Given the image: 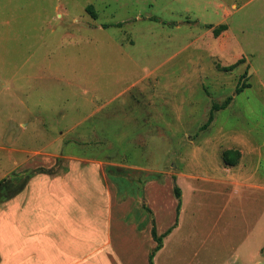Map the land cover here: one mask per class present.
I'll return each mask as SVG.
<instances>
[{
    "label": "rangeland",
    "instance_id": "1",
    "mask_svg": "<svg viewBox=\"0 0 264 264\" xmlns=\"http://www.w3.org/2000/svg\"><path fill=\"white\" fill-rule=\"evenodd\" d=\"M220 25L227 29L214 37ZM254 149L264 177V0H0V182L12 197L31 173L44 172L28 190L38 192L44 176L88 168L79 173L92 188L87 206L100 200L99 183L111 185L129 208L108 230L119 256L102 264H148L152 226L161 235L176 221L154 264H264V194L239 187L225 201L219 185L203 181L224 176V151L253 157ZM253 167L231 170L239 180ZM95 173L106 179L95 183ZM178 174L191 190L177 217ZM76 211L87 229L95 217L108 223L106 210ZM45 212L23 209L36 225H24V243L45 250L50 240L51 264H95L64 250L79 242L82 224L52 220L49 228ZM112 246L104 241V256ZM24 252L23 264L45 261Z\"/></svg>",
    "mask_w": 264,
    "mask_h": 264
},
{
    "label": "crops",
    "instance_id": "2",
    "mask_svg": "<svg viewBox=\"0 0 264 264\" xmlns=\"http://www.w3.org/2000/svg\"><path fill=\"white\" fill-rule=\"evenodd\" d=\"M247 149V148H246ZM248 150V149H247ZM240 152V162L234 166V167H226L222 163L223 167V177H216L212 178L211 176H207L203 180L202 177L195 176L193 173V176L190 175L188 178L194 181L200 182L201 179L207 183L214 182L217 185L220 186L219 194L225 201H229L233 199L235 196L233 195H239V187L247 188V189H254L258 190L261 193L264 194V177L262 174L258 173L257 169L260 164V156L257 158L258 154H255L256 149L249 150V153L253 154L251 156L253 157H246V151L245 153L243 151ZM246 157V158H245ZM250 160L248 163H244L243 159ZM253 160V162H251ZM254 165L253 175H247L244 178H240L239 180L236 179V175L232 174L231 169H238L240 172L244 170L247 167H250L251 165ZM76 170L77 172H73ZM88 171V168H73V166L70 168V171L64 172L60 176H44V180H42V188L37 191L29 192L31 187L34 185L35 179L40 176L37 174V176H34L30 181L27 183V186L25 187V190L21 192V194H17L9 199H6L2 202H0V264H23V254L24 251L32 250L34 253H38L40 257L45 260L42 264H51L50 262V249L52 252L54 251L55 245L49 241L45 243L46 249L40 250V249H34L31 248V246L35 247V244L33 242H25L23 240V233H24V225H28V228L30 230H33L35 228V224L30 223L29 221H26L23 214V209L25 208H45L46 209V220L48 221V227L51 226V221L54 220L55 223L62 224L64 222L71 221L73 224H82L78 225L83 231H79L78 233H75L74 235H79L78 243H67L65 244L64 250L65 253L68 255V258L70 260H74L75 258H80V253L84 252V259L90 258L94 259L93 261L95 264H97L98 259H100V263H104V260L108 262V257H111V254L115 251L119 256L118 247L119 244H115V240L112 241L111 239V233L108 232V230L111 228L112 221L115 220L118 223L119 218V211L120 209L122 211L125 210V208H129V204L126 201L119 202L118 197L115 196L113 193L114 191L110 189L112 188L111 185H108L105 183L106 187L99 183L100 180H105L106 177L103 173H95L94 177L96 179L95 183L98 181L102 194L100 195L101 198L99 201L95 203H91L90 206L85 205L84 199L87 197H84L85 194H87L92 188L90 187V184L82 183V173L84 171ZM94 172V170H93ZM180 175H176V178H174V183L177 185V187L180 189L181 196H180V210L178 216H180L181 211L184 210L186 201L188 200L187 192H190L187 187V190H183L180 188ZM183 176V175H181ZM258 177L257 182H254V177ZM46 179V180H45ZM78 181V182H77ZM151 185V181H148ZM95 183L93 185H95ZM46 189V192L44 193V190ZM29 190V191H28ZM42 190V192H41ZM194 193L196 192L193 191ZM38 193V198H30V196H34ZM90 196V195H88ZM264 196V195H263ZM41 197L42 200H46L47 204L46 206H40L39 202L41 203ZM39 199V202L35 205V201ZM176 199V198H175ZM150 204V210L154 211V202L152 200H148ZM104 205L105 208H102ZM177 205V201H176ZM99 206L98 213L96 211V208ZM237 206L239 208V214L243 213V215L246 214V208L243 206L240 202H237ZM243 206V208H241ZM261 206V205H260ZM70 208H75L77 211L76 213L78 216L81 215L82 211H88V209H95L96 213L94 215L101 214L102 210H106V212L103 211L102 218H106L108 220L107 225H103V222L98 221L100 218H93L95 221L90 220V226L89 229H87V221H77L74 220L71 217ZM176 209V206H175ZM151 211V212H152ZM36 218V217H35ZM101 218V219H102ZM106 227L107 233L103 232V228ZM50 228V227H49ZM91 228V231H90ZM171 234V233H169ZM169 236V235H167ZM166 236V237H167ZM165 237V238H166ZM164 238V239H165ZM117 239V238H116ZM104 241L106 242V246L109 243L110 245H113L111 247V253L104 256L103 254V246ZM116 248H113L115 247ZM113 248V249H112ZM163 248V246H162ZM161 248V249H162ZM32 254V253H31ZM69 260V261H70ZM75 261V260H74ZM75 264V263H71ZM107 264V263H106Z\"/></svg>",
    "mask_w": 264,
    "mask_h": 264
},
{
    "label": "trees",
    "instance_id": "3",
    "mask_svg": "<svg viewBox=\"0 0 264 264\" xmlns=\"http://www.w3.org/2000/svg\"><path fill=\"white\" fill-rule=\"evenodd\" d=\"M86 11L93 17V18H96V13L93 9V7L91 5L87 6L86 8ZM118 26H121V24H118ZM227 28L225 25H220L218 28H214L213 29V36L214 37H217L219 36V34L223 31H225ZM239 63V61L237 63H235L234 65H231L229 67H226L224 68L225 71H230L232 69H234L237 64ZM241 90L240 88H236V93H240ZM232 98L229 97L223 104L221 105H214L212 107V111L210 112V116H209V119L207 120V124H209L211 121H212V112L213 110H223L225 109L231 102ZM239 158H240V152L237 151V150H227V151H224L221 155V160H222V163L224 164V166L226 167H234L238 164V161H239ZM44 172L42 171H38V173H31L29 175H27L26 177V180H24V186L30 181V179H32L34 176H36L37 174H42ZM174 179V178H173ZM173 192H174V196L176 198V201H177V205H176V214H177V217H178V214H179V210H180V196H181V192H180V189L177 187V185L174 183V188H173ZM15 195V194H14ZM13 195V196H14ZM12 196V197H13ZM11 197H8L7 196V193H6V188L4 186L3 188V185H2V182H0V202L6 200V199H9ZM148 212L152 213L150 211V209H148ZM177 224V221L176 223L171 227L169 228L168 230H166L164 233H162L161 235H158L157 234V231H156V227L155 226H152L151 228V237L155 243V246L154 248L152 249V251H150V253L148 254V264H154L153 263V259H154V256L155 254L162 248L163 246V243H162V240L167 236L169 235V233L172 231V229L176 226Z\"/></svg>",
    "mask_w": 264,
    "mask_h": 264
}]
</instances>
